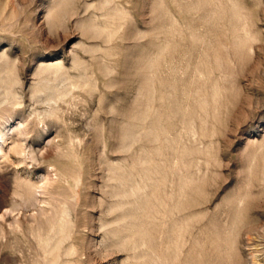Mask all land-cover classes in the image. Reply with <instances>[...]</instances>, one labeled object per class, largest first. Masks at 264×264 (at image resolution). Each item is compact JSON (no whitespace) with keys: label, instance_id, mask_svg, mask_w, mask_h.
<instances>
[{"label":"rangeland","instance_id":"374dc122","mask_svg":"<svg viewBox=\"0 0 264 264\" xmlns=\"http://www.w3.org/2000/svg\"><path fill=\"white\" fill-rule=\"evenodd\" d=\"M0 264H264V0H0Z\"/></svg>","mask_w":264,"mask_h":264}]
</instances>
